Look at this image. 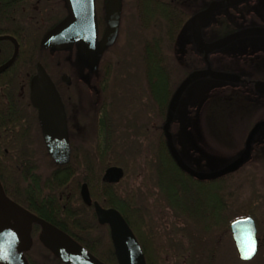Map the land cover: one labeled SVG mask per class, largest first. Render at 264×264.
<instances>
[{
	"label": "flooded vegetation",
	"instance_id": "1",
	"mask_svg": "<svg viewBox=\"0 0 264 264\" xmlns=\"http://www.w3.org/2000/svg\"><path fill=\"white\" fill-rule=\"evenodd\" d=\"M168 1L180 3V0ZM249 1L221 9L224 14L229 13L231 17L214 18V14L210 24L206 28L201 29V42L203 35L214 28L215 22L221 25H227L231 22V24H236L237 27L226 30L222 35L205 46L242 31L239 25H243V8ZM143 2L144 0H121L119 29L114 45L120 36L126 9H128L129 5L132 6L133 9L137 10V16H139V9L143 8ZM108 3L109 0H95L99 39L102 38L107 29ZM183 5L181 7H184ZM208 6L203 7L197 13L204 11ZM197 13H194L192 17ZM67 16L68 10L65 0H0V68L8 64L17 52L14 63L0 73V195L1 191L4 195L0 197V226H7L10 232H16L24 225V221L20 216L14 215L13 204L32 216L53 225L47 220V214L51 213L49 212V206L52 201L49 200L48 194L40 193L38 195L36 188L37 179L45 181L49 176L57 175L59 171V174H65L66 168L73 159L77 162H82L84 154H94L95 156L100 152L109 150L111 146L106 142L108 137H117L122 132H132L135 129H137V134H139L141 129L148 128V126L153 127L154 123L159 121L163 115V110L150 97L145 67H131L125 71L126 74H131L129 83L111 84L107 81H102L103 79H108L111 73L106 72L105 70L107 69L100 66L95 70H91L88 65L75 66L70 71L64 59L65 55L74 47L79 48L86 62L85 53L78 42L70 50L65 51L43 47L42 42L46 35ZM192 17L183 32L184 36H189L192 41L189 50L186 52H195L203 56L206 65H208L210 53L206 60L202 51L205 46L200 45V48H198L194 42L191 25ZM100 20L106 23V28L102 35L99 34ZM34 42H39L40 48L38 50L29 48L33 46L32 43ZM108 71L110 70L108 69ZM132 74L135 75L132 76ZM237 78L238 80L232 83L244 87H252V83L261 86L260 88L262 89H259V95H256L264 100V67L257 69L256 72L250 75H240ZM109 85L118 86L119 88L110 91L111 87L108 90ZM85 86L89 89L91 88L92 92L89 93L93 101L87 110L84 100ZM158 87V95L161 96L162 84L158 83ZM244 87L243 89H245ZM187 89L183 95L187 92ZM108 94L115 98L110 100L109 104H106ZM43 113L47 114L51 122L54 123V127H59L63 125L62 123L65 125L68 143V157L65 163L63 162L65 159L62 162H57L51 153L46 140ZM145 117L150 119L146 120L145 125L140 123L138 127L137 122L143 121ZM184 117L186 118V116ZM174 120L175 115L170 124L169 134L164 128L167 119L163 122L160 133L162 140L166 134L169 152L170 146L174 149L176 144L179 146L181 138L180 125L176 131L174 128L175 124H173ZM262 122H264V118L260 119L257 124ZM179 123L181 124V120ZM171 129L172 132H170ZM261 130L257 131L253 136H251L253 130L248 133L245 144L248 153L245 162L249 157L251 141L255 142L257 152L253 162L242 163H245V166L264 169V140L261 139L264 138V135L259 136ZM53 132L54 136L61 135L57 130H53ZM85 143H93V145L89 146ZM194 154H196V157H192V159L195 161L196 159L199 160L195 163L196 165L197 163L207 165L208 159L203 161V158L199 157L198 153ZM106 171L107 169L104 174ZM69 197V195L64 197L61 202L64 207L70 206L74 208L75 204L69 201ZM80 197L82 200L81 206H85L83 211L73 209L70 215L63 211L58 212L66 230L63 231L57 226H53L68 235L74 243L87 252H89L87 248L110 250L114 247L111 225L108 221L100 222L95 204H98L104 211L114 209L103 207L97 200L92 198L91 194L92 205H86L82 199L81 190ZM164 207L166 211L161 216L162 222L160 220L157 225L153 222L148 212L147 214L151 219V224L155 227L154 230L159 232L164 239L162 246L168 251L171 244L175 245L178 243V241L172 243L169 238L166 240V237H169L171 233L170 221L178 224L179 218H176L167 205ZM42 230V226L39 223L31 222L26 242L19 241V237H15L13 240L26 264H33L36 261L43 264V258H37L36 253V240L40 239ZM194 232L201 233V230ZM205 235L207 234L205 233ZM204 243L200 237L195 239L194 243H191L192 254L197 255L198 250L205 252L198 254L202 259L199 258L198 260L195 256L193 264L203 261L213 264L215 257H213L212 253H209V250L207 252L208 248L202 247ZM89 253L98 259L91 252ZM98 260L101 261L100 259ZM44 261L46 262L44 264H52L51 260ZM101 262L107 264L103 261ZM0 264L8 263L5 259L0 258Z\"/></svg>",
	"mask_w": 264,
	"mask_h": 264
},
{
	"label": "trees",
	"instance_id": "2",
	"mask_svg": "<svg viewBox=\"0 0 264 264\" xmlns=\"http://www.w3.org/2000/svg\"><path fill=\"white\" fill-rule=\"evenodd\" d=\"M184 1L186 2V0H180V3L176 1L171 3L168 0H144L143 8L139 9L140 29L143 32L141 63L147 70L150 97L163 110L162 117L154 123L153 127H145L138 134L139 137H142L146 147L129 153L124 151L118 138L108 137L106 142L111 146L109 150L95 156L94 154H84L82 162L72 160L66 168L65 174H59V171L57 175L53 174L45 181L39 179L36 181L38 195L40 193L48 194L49 200L52 201L49 206L51 213L47 212V220L63 231L66 230V227L61 222L62 218L58 212L63 211L70 215L73 209L83 211L85 206H81L80 190L82 185L86 184L93 199L103 207L113 208L122 215L142 251L145 264H166L162 255L167 250L162 246V237L159 232L154 230L155 227L151 224L146 209L138 205L136 193L128 188V181L135 177H143L147 197L156 194L157 198L164 202L177 218L189 225L188 228L190 225H194L204 233L214 230L231 233L232 222L251 217L260 231L261 221L257 209L254 207L255 202L251 201L244 207L236 205L233 178L236 173L244 169L242 163L234 173L210 181H198L192 173L207 174V172L180 157L190 172L182 170L169 152L166 134L163 140L160 138L163 122L167 119L176 88V85L174 86L172 83L174 76L171 67L172 61L175 58L183 59L190 70L189 73L201 70L206 66L204 60L200 62L199 54L186 52L189 50V45L182 41L184 29L194 14H190L184 10V7H181ZM198 1L209 4L215 0ZM247 5L251 11L255 12L253 18L257 19L259 24H247L246 29L250 27L264 28V0H250L246 3ZM257 6L261 10H258ZM201 9L203 7L199 11ZM105 28L106 23L100 20L99 34L102 35ZM32 45L29 47L32 50L40 48L39 42H34ZM111 49L112 47L104 53L99 63L100 67H111L112 62L107 60V53ZM158 83L162 84L161 96L158 95ZM251 86L253 88L254 83ZM161 119L163 120L161 121ZM242 147L246 149L245 144ZM256 152L255 142L251 141L249 159L245 163L254 160ZM110 167H118L124 171V177L120 183L109 185L101 181L104 171ZM218 171L220 170L216 172ZM68 195L70 196L69 201L75 204L74 208L64 207L61 202ZM188 232L191 235V228L186 232L182 229L178 230V234L183 237H187ZM36 243L37 258L42 257L43 264L46 263L44 260H51L52 264H65L51 250L47 249L39 238ZM87 249L107 264H119L114 247L110 250ZM170 250H177V257L180 259L184 254L191 252V249L188 248L179 250L173 244H171ZM191 263V255H189L185 264ZM33 264L42 263L36 261Z\"/></svg>",
	"mask_w": 264,
	"mask_h": 264
},
{
	"label": "rangeland",
	"instance_id": "3",
	"mask_svg": "<svg viewBox=\"0 0 264 264\" xmlns=\"http://www.w3.org/2000/svg\"><path fill=\"white\" fill-rule=\"evenodd\" d=\"M206 4L207 3L204 1L191 2L186 0L184 5H182L184 6V10L191 14L198 12L199 9ZM208 5L209 4H207V6ZM256 8L261 10L259 6ZM223 12L222 10L218 11L215 13L214 18L231 17L229 13L224 14ZM243 13V25H239L242 30L246 29L247 24H259V21L253 18L255 12H253V10L251 11L248 5L243 8ZM138 17L137 10L129 5L123 17L124 20L122 22L118 41L112 47L111 51L107 53V60L110 63L112 62V65L111 67H101L106 68L107 70L105 71L111 73L108 77L109 80L103 79L102 81H107L111 84L120 82L129 83V81H131L129 78L131 74H126L125 71L131 67H144L141 63L143 32L140 29V19ZM235 27H237V25L231 24V22L227 25H221L215 22L214 28L203 35V42H201V45L205 46L210 41L222 35L226 30ZM182 41L189 46L192 43L189 36H183ZM64 60L69 66L70 71L72 67L87 65L83 55H81L77 47L69 51L65 55ZM199 60L202 62L204 60L203 56L200 55ZM171 65L172 73L174 74L172 83L174 86L176 85V90L180 83L190 75V70H188V66L185 65L184 60L181 58H175ZM208 67H210L213 72L231 74L237 77L240 75H250L256 72L257 69L264 67V37L256 36L239 39L226 47L210 53L209 64L198 71H205ZM108 69L110 71H108ZM133 75L135 74H132V76ZM139 80L141 81V79ZM243 87L244 86L232 82L216 80L212 77L199 79L188 87L187 92L179 101L173 123L175 124L174 128L176 131L180 125V143L179 146L177 144L175 145V143L174 145L182 160H186L199 169H203L207 174H212L232 164H241L245 162L248 151L243 149L242 145L246 144L248 133L257 126L260 119L264 118V100L256 95H259V89H262L260 88L261 86H257L255 83L254 89L249 86H247L248 88L245 86V89H243ZM115 88L119 87L109 85L108 90L110 89V91H113ZM89 92H92L91 88L89 89L85 86L84 100L86 110L93 102ZM244 93L246 94L243 95ZM106 98V104H109V101L115 97L109 96L108 94ZM184 116H186L187 119ZM148 119L150 118L145 117L143 121H138V127L140 123L145 125ZM180 120L181 124L179 123ZM260 132L259 136L264 135V128H262ZM116 138H118L120 145L123 146L124 151L129 153L146 147L144 146L145 142L141 139L142 137H139L137 134V129L132 132H122L120 136ZM261 139L264 140V138ZM85 144L89 146L93 145V143ZM194 153H198V155H200L199 157L203 158V161L208 159L207 165H204V163H202L203 165L199 163L196 165L195 163L199 160L196 159L195 161L192 159V157H196ZM253 161L254 160L251 162ZM243 166L244 169L236 173L233 178V183L235 185V200H237L236 205L244 207L246 204L254 201V207L257 209V214L261 221L259 225L260 231H258V238L260 241L259 253L252 261L243 262L239 260L232 235L228 231L214 230L205 235L204 232H194L199 231L198 229L196 230L194 225H190L188 228L189 225L180 218L178 224L170 221L171 233L169 237H166V240L169 238L172 242L178 241L174 246L175 248L178 247L180 250V248L190 249L191 243H194L195 239L200 237L201 241L205 242L202 247L208 248L207 252L209 250V253H212L213 257H215L213 264H264V169L252 168L250 166H245V164H243ZM128 188L136 193L138 205L146 209L152 217L153 222H155L156 225L159 224L160 220L162 222L161 216L166 211L164 207L166 204L159 200L156 194H153L151 197L146 196L147 190L143 177L130 179L128 181ZM190 228L192 232L191 235L189 232L186 234L187 237L178 234V230L182 229L186 232L187 230L189 231ZM163 240L162 238V241ZM199 253L205 252L203 250H198L197 255L190 252L184 254L180 259L177 257V250H168L163 253L162 258L164 257L166 264H185L187 257L191 255V264H193L195 256L198 260L199 258L202 259L201 256L198 255ZM197 264H208V261L198 262Z\"/></svg>",
	"mask_w": 264,
	"mask_h": 264
},
{
	"label": "water",
	"instance_id": "4",
	"mask_svg": "<svg viewBox=\"0 0 264 264\" xmlns=\"http://www.w3.org/2000/svg\"><path fill=\"white\" fill-rule=\"evenodd\" d=\"M248 0H223L210 3L207 9L197 13L191 19L193 39L198 48L201 45V29L206 28L213 15L223 8L247 2ZM68 10V16L55 26L45 37L42 42L43 47L53 48L57 51L70 50L76 42L85 53L87 65L91 70L98 68L105 51L111 48L116 42L121 0H109L107 5V29L101 39L98 38V26L95 13V0H65ZM264 37L263 28H247L238 33L232 34L224 39L218 40L202 48L205 59L209 53L221 49L228 44L247 37ZM17 52L13 59L0 68V73L8 66L14 63ZM212 77L216 80L236 82L238 78L231 74L213 72L210 67L205 71H195L191 73L178 87L169 106L168 117L165 124V131L168 133L170 124L174 118L179 101L185 90L195 81ZM59 114V113H58ZM43 113V123L46 132V140L50 147L51 153L57 162H67L68 143L66 138L65 125L54 127L53 122ZM50 123V125H49ZM264 128V122L257 124L253 129L251 136L257 131ZM53 130H57L61 135L54 136ZM169 134V133H168ZM170 153L177 165L184 171L190 172L183 164L177 151L170 146ZM66 157V158H65ZM239 163L232 164L220 171L212 174L192 173L198 181H210L227 174L234 173L239 168ZM124 177V171L118 167H110L105 172L102 182L105 184H118ZM1 191L0 197H3ZM81 196L84 203L92 205V200L85 184L81 189ZM15 216H20L24 225L16 232H10L7 226H0V248L3 251V259L8 264H26L21 258L20 252L14 244V238L19 237V241L26 242L27 233L31 222L39 223L42 226L40 241L53 254L66 264H104L82 247L74 243L68 235L56 228L55 226L32 216L22 208L12 205ZM97 216L101 223L108 221L111 225L114 247L119 264H145L142 251L126 224L122 215L116 210L104 211L95 204ZM235 250L239 260L243 262L252 261L259 252L260 241L258 238L257 225L251 217L235 220L230 225ZM248 257V258H245Z\"/></svg>",
	"mask_w": 264,
	"mask_h": 264
},
{
	"label": "snow or ice",
	"instance_id": "5",
	"mask_svg": "<svg viewBox=\"0 0 264 264\" xmlns=\"http://www.w3.org/2000/svg\"><path fill=\"white\" fill-rule=\"evenodd\" d=\"M0 258H3V251H2V248H0ZM245 258H248V257H245Z\"/></svg>",
	"mask_w": 264,
	"mask_h": 264
}]
</instances>
